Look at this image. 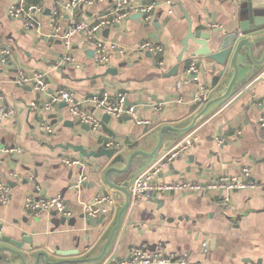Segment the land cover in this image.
<instances>
[{"label": "crops", "instance_id": "obj_1", "mask_svg": "<svg viewBox=\"0 0 264 264\" xmlns=\"http://www.w3.org/2000/svg\"><path fill=\"white\" fill-rule=\"evenodd\" d=\"M60 1L27 0L29 5L43 7L39 26L29 28L9 14L17 0H0V49L9 51L6 63L0 64V108L15 110L13 117L0 122V181L11 187L9 202L0 204V222L5 231L14 230L18 238L26 231L35 242L44 244L37 251H48L54 261L74 259L77 261L65 264H102L105 258L87 259L102 253L110 234L106 231L116 224L119 211L127 203V195L103 179L112 159H87L81 152L60 145H83L88 151L101 146L116 148L113 158L122 155L124 159L117 162L119 168L127 164L136 150L152 152L163 125L184 128L200 111L204 103L194 99L201 84L211 88L212 98L224 91L230 81L229 76L226 82H222V77L217 81L219 72H213L203 58L191 57L197 47L193 43L184 54L185 61L178 75L163 76L178 62L189 27L188 18L193 22L194 31L200 29L201 23L206 29L219 30L220 34L239 32L244 37L264 28L259 25L264 21V0H242L240 4L232 0H130L135 4L157 1L152 19L145 21L132 14L97 35L123 47L126 55L114 54L109 64H98L86 36L78 35L69 51L78 67L65 60L63 42L51 25ZM118 1L94 0L93 4L80 5L76 10H65L59 25L65 29L73 20L96 21ZM144 42L163 47L164 53L158 58L165 61L164 66L157 64L156 55L138 51ZM255 55L259 59L261 50ZM193 61L198 65L199 81L190 80L186 73ZM108 67L118 69V73L104 75ZM34 72L45 74L47 91L39 92L34 84L17 83L20 73ZM246 73L247 70L240 73L232 96L191 131L165 130L163 146L155 158L137 155L127 172L109 176L116 183L127 180L132 183L135 176L191 135L192 146L162 170L160 179L207 182L222 175L241 176L243 168L251 167V181L256 187L233 192L178 191L159 194L151 200L130 199L110 250L118 259L144 247L200 264H264V126L260 124L264 66L249 77ZM59 89L71 91L80 100L103 91L111 99L125 93L128 104L138 109L133 116L111 117L105 122L104 113L87 106L102 121L101 128L93 131L75 121L62 103L50 112L30 107L31 102L42 105ZM173 98L183 101L167 104L160 111L150 106ZM141 120L149 123L141 124ZM41 124L51 125L53 132L41 130ZM110 138L120 146H107ZM7 147H20L24 152L9 155L4 151ZM81 175L87 179L75 190L72 186ZM56 194H62L74 211L71 218L75 221L71 225L57 226L53 212L43 211L33 216L24 208L29 195ZM103 195L113 197L115 206L97 219L85 216L82 205ZM224 197L229 200L225 201ZM112 209V217L105 216ZM102 216H105L102 224L97 223ZM67 251L72 255H58ZM0 264L6 263L0 261ZM27 264H36L35 258H28ZM39 264L47 263L42 258Z\"/></svg>", "mask_w": 264, "mask_h": 264}, {"label": "built area", "instance_id": "obj_2", "mask_svg": "<svg viewBox=\"0 0 264 264\" xmlns=\"http://www.w3.org/2000/svg\"><path fill=\"white\" fill-rule=\"evenodd\" d=\"M239 3L242 0H232ZM93 4L94 0H61L59 7L55 10L52 18L51 25L54 33L59 35L63 46L66 51L65 60L79 66L75 58L69 55L72 49L73 42L76 36L85 35L88 44L93 47L94 60L98 64L107 65L111 62L112 56L118 54L125 56L127 51L115 42H107L99 38L97 35L116 23H120L127 19L132 14H142L145 21H150L153 17L154 11L158 6L157 1H152L146 4H135L130 0H119L111 11L100 16L96 21L89 20H73L69 26L62 29L59 25V20L65 10H76L80 5ZM43 12V7L40 5L27 3V0H17L10 10L9 14L12 18L20 19L24 22L26 27L35 28L39 26V15ZM138 51L141 54L147 52L157 56V64L164 66L165 61L158 58L160 54L164 53L161 45L153 42H144L138 46ZM9 51L7 49H0V64H5ZM198 65L195 61L188 65L186 70L187 76L192 81H199ZM17 83L34 84L39 92H45L48 89V82L45 74L34 72L31 74L20 73L17 78ZM211 88L205 85H200L199 90L195 95L197 103H205L211 97ZM182 102V98L168 99L152 103L155 110H163L167 104L174 102ZM64 103L68 108L70 115L73 119L81 124L88 125L93 131H97L102 126L101 118L87 109V106H92L94 109L99 110L101 113L108 114L113 118L121 119L125 116H133L138 109L136 105H130L127 101L125 93H119L115 99H111L108 92H98L90 96L84 97L81 100L77 99L76 95L71 91L59 89L52 93L42 105L36 102H31L30 107L33 109H41L44 112H50L58 105ZM262 115L260 117V124L264 126V99L261 102ZM15 115V110L11 107L0 108V122L11 118ZM141 124H148L149 121L141 120ZM41 130L46 133H52L53 128L48 124H41ZM193 144V137L188 135L184 140L179 142L163 157L158 159L155 163L149 166L145 171L135 176L130 186L131 199L134 201L151 200L159 194L189 191V192H233L235 190L254 189L255 183L251 181L253 169L245 167L242 170L241 176H228L222 175L212 181L207 182H194L191 180H180L177 182H165L159 178L162 170L165 169L171 162L184 153ZM107 146L118 147L120 143L115 142L110 138ZM9 155L22 154L24 151L20 147H7L4 150ZM67 163H77L66 161ZM86 176L81 175L72 188L79 190L83 183L86 181ZM11 187L7 182L0 181V204H7L10 200ZM224 200H229V197H224ZM116 201L111 196H99L89 203L82 205V210L85 216L91 219H97L103 215L109 208L114 207ZM25 210L33 216H38L41 212H56L57 215L62 217L71 218L74 211L67 205V202L62 194L52 196L43 195H29L24 201ZM102 264H200L190 262L188 259L179 257L173 253H163L160 251H150L144 247H140L132 251V253L123 259H118L114 253H109Z\"/></svg>", "mask_w": 264, "mask_h": 264}, {"label": "water", "instance_id": "obj_3", "mask_svg": "<svg viewBox=\"0 0 264 264\" xmlns=\"http://www.w3.org/2000/svg\"><path fill=\"white\" fill-rule=\"evenodd\" d=\"M138 17H142V14H136ZM189 27L187 31V35L185 39L182 41L183 50L179 54L178 62L174 65L169 71L163 73L164 77L177 76L179 73L180 65L184 63V54L189 51L191 43L195 46L194 51L191 53V57H201L206 63L211 65V69L213 72H219L221 76L216 77V80L219 81L220 77H222V82L228 81L226 78L230 77V81H228V85L226 89L214 97L210 98L204 105L201 107L200 111H198L191 119V122L188 126L184 128H176L171 125H163L160 128L158 143L155 146L152 152H146L144 150H136L134 151L130 157L128 158L127 164L123 168H119L116 166L117 162L120 160L123 161L122 155L116 154V148H109L101 146L97 150L88 151L83 145H75L72 143H66L65 145H60L61 147L67 149L72 148L77 152H81L83 157L90 159L95 158L99 159L101 157H107L108 159H112L110 162V166L105 170L103 175L104 181L112 186L115 189H122L125 191L127 195V203L118 213V220L113 227H110L106 234L110 232L109 238L105 242L102 253L92 258H88L87 260L100 261L103 260L111 250V247L114 243L117 231L121 225L122 215L125 209L127 208L131 195H130V186L131 182L129 180L123 181L120 183L114 182L109 174L110 173H125L127 172L134 160V157L137 155H143L148 158H155L162 146L164 141V131L167 129H172L177 131L178 133H186L191 131L199 122H201L205 116L210 114L213 110H215L219 105L227 101L232 94L235 92V88L239 82L240 73L242 70H247L246 76H251L255 73L259 67L264 66V28L257 30L250 35L241 37L239 32H231L228 34H220L219 30H211L204 28L201 23L200 29L194 31L193 30V22L188 18ZM260 26H264V21H260ZM202 26V27H201ZM261 50V57L257 59L256 51ZM123 66V65H122ZM118 73V69L108 67L104 73V75H116ZM62 107H65L66 104L62 103ZM104 121L108 122L111 119V116L108 114H104ZM101 165L99 164L98 168ZM113 209L110 210L105 216L112 217ZM53 215L56 217L55 224L71 225V221H75L73 218L67 217H58L56 212H53ZM102 216L97 223L102 224L103 218ZM29 247H25L26 245ZM43 247L44 244H39L33 240L32 237L28 235L26 231H23L20 235V238L16 237V232L14 230L5 231L4 224L0 222V261L6 264H16V261L19 264H27L28 258H35L36 264L40 263V260L44 258L47 264H65L70 262H76L74 259H63V260H52L51 253L46 250L37 251V249ZM74 253H77L75 251ZM58 255L63 257H69L72 255L71 251L60 252ZM86 260V259H85Z\"/></svg>", "mask_w": 264, "mask_h": 264}]
</instances>
